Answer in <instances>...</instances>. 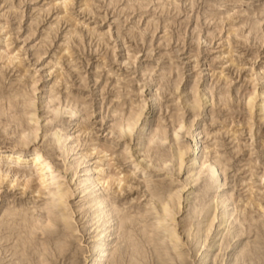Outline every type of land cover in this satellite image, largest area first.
<instances>
[{"label": "rangeland", "instance_id": "obj_1", "mask_svg": "<svg viewBox=\"0 0 264 264\" xmlns=\"http://www.w3.org/2000/svg\"><path fill=\"white\" fill-rule=\"evenodd\" d=\"M62 2L0 0V51L6 49L18 57L13 64L0 57V142L7 145L5 133L23 126L5 121L2 107L8 103L6 99L21 105L31 79L51 72L52 96L64 101L69 95L84 108L86 119L78 118L66 128V132L78 136L82 144L78 152L91 154L88 163L102 157L110 163L109 171L129 175L124 185L107 187L106 194L121 213L130 215L131 220L122 231L139 236L142 241L144 226L154 221V215L144 213L151 198L144 192L139 175L132 173L122 157L124 140H117L110 129L130 105L139 101L138 91L145 79L149 80L159 88L155 118L168 132L177 116L189 120L198 115L211 133L206 145L225 166L222 190L232 194L235 216L246 219L240 224L243 233L234 247L236 264H264V216H260L258 205L264 203L259 184L264 168V120L255 117L251 141L242 106L255 71L264 69V0ZM178 77H182V83L177 92L173 84ZM195 82L209 87L212 95L200 115V110L184 109L179 102L181 92ZM224 93L228 99L220 102L218 98ZM20 105L16 108L19 113ZM45 110L39 111L44 115L43 124L50 119ZM62 117L68 120L69 115ZM75 156L78 154L72 157ZM183 177L184 173L170 177L165 169L152 172L151 193L163 198L171 190L184 188ZM20 178L22 183L24 178ZM36 183L31 180V186L24 189L16 183L8 187V180L0 184V264H82V229L69 232L59 222L25 242L29 234L23 215L44 211L45 196L34 192ZM202 183L200 179L195 186ZM195 190L176 215L183 264H193L198 254L187 232L200 196ZM250 197L251 202L247 203ZM77 200L75 196L71 202ZM3 203L7 207L5 213ZM207 223L208 217L203 223L205 229ZM79 224L82 226V221ZM217 226L216 222L209 231L205 249L210 253L218 250H213L210 241L222 228L216 246H220L217 259L222 261L228 250V231L225 225ZM144 246L150 250L151 246ZM42 253L47 256L45 263ZM241 253L254 260L242 258ZM159 256L144 264H181L172 259H177L173 253Z\"/></svg>", "mask_w": 264, "mask_h": 264}, {"label": "bare ground", "instance_id": "obj_2", "mask_svg": "<svg viewBox=\"0 0 264 264\" xmlns=\"http://www.w3.org/2000/svg\"><path fill=\"white\" fill-rule=\"evenodd\" d=\"M66 1L63 0L65 4ZM0 57L12 64L18 58L6 49L0 51ZM50 75L51 72H42L27 84L21 105L16 102L22 106L20 113L16 109L18 105L11 102L10 98L6 99L9 104L2 107L8 124L18 123L23 126L20 130H8L5 133L3 138L9 140L7 145L0 142V184L8 180V187L16 183L17 186L27 188L31 186V180L35 179L37 183L33 186L34 192L45 196L43 212L20 216L29 234L27 240H23L28 243L31 235L45 233L60 222L69 232L82 229L85 233L82 240V264H144L156 255L171 256L172 253L177 259L171 258L183 264L184 256L180 248L182 237L175 224L176 215L181 205L191 200L196 189L200 196L192 212L193 222L187 229L188 236L198 251L197 260L192 263L236 264L234 247L243 233L240 224L246 219L243 217L241 220L235 216L232 194L222 190L225 166L216 153L213 155L209 152L206 142L211 133L203 126L202 119L196 115L186 120L183 115H179L168 132L166 127L159 124V118H155L160 103L159 88L145 79L138 91L139 101L130 105L112 124L110 133L117 140H124L123 159L132 173L139 175L144 192H148L151 198L150 207L145 208L144 213L154 215V221L144 226V239L141 241L139 236L122 231L131 220L130 215L121 213L115 201L106 194L107 187L112 184L124 185L125 178L129 175L122 174V171H109L110 163L102 157L99 161L88 163L91 154L78 152L82 144L78 136L74 132H66V128L78 118H85L84 108L69 95L64 101L55 99L49 90ZM181 83L182 77L174 81L173 87L177 92ZM226 94L218 96L220 102L228 99ZM243 97L247 129L250 140L253 141L255 117L259 116L264 120V69L255 71L251 85ZM211 99L209 87H200L196 82L188 85L179 95L182 107L196 108L200 110L199 115ZM44 109L50 114V119L45 124L42 122L44 115L39 113ZM63 114L69 115L68 120H63ZM104 151L102 149L101 152ZM77 154L78 156L72 157ZM81 167L84 168L79 174ZM159 169H165L170 177L184 173V188L171 190L163 198H156L151 193L149 177ZM20 177L24 178L22 183H19ZM200 179H203V183L195 186ZM259 184L264 196V168L259 175ZM251 189L249 191L253 190ZM75 196L78 200L71 202ZM251 198H248L247 203L251 202ZM258 205L261 208L260 216H264V203L260 202ZM2 209L3 213L7 211L5 203ZM207 217L205 229L203 223ZM216 222L217 227L225 225L224 228L228 231L225 235L228 236V250L222 261L217 259L220 246L216 248L222 228H218L210 241L213 250H218L210 253L205 249L207 238L211 234L209 231H212ZM142 243L151 246L150 252L145 250ZM240 255L242 258L250 256L244 253ZM42 256L45 263L47 256L44 253ZM249 259L254 260L251 257Z\"/></svg>", "mask_w": 264, "mask_h": 264}]
</instances>
